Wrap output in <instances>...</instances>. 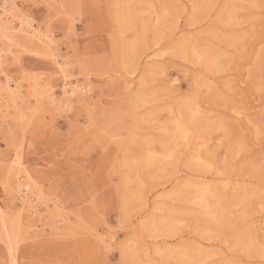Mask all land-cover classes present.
<instances>
[{
  "label": "rangeland",
  "instance_id": "rangeland-1",
  "mask_svg": "<svg viewBox=\"0 0 264 264\" xmlns=\"http://www.w3.org/2000/svg\"><path fill=\"white\" fill-rule=\"evenodd\" d=\"M4 6L0 264H264V0Z\"/></svg>",
  "mask_w": 264,
  "mask_h": 264
},
{
  "label": "bare ground",
  "instance_id": "bare-ground-1",
  "mask_svg": "<svg viewBox=\"0 0 264 264\" xmlns=\"http://www.w3.org/2000/svg\"><path fill=\"white\" fill-rule=\"evenodd\" d=\"M8 1V0H7ZM216 2V1H215ZM4 2H2V4H3ZM7 3H9V2H7ZM6 4V3H5ZM3 6V5H2ZM8 6V5H7ZM7 6L5 7L4 6V8H2L1 10H0V28L2 27V20L4 19V18H9L10 16H12L13 15V13H11L10 11H8V10H6V8H7ZM10 7V6H9ZM12 7H14V6H12ZM12 10V9H11ZM120 12V11H119ZM133 12V11H132ZM131 13V12H130ZM149 14L153 17V19H155L156 17L154 16V12L153 11H149ZM156 14V13H155ZM15 15H17V14H15ZM23 16V15H22ZM15 18H17V16L15 17ZM24 18H25V16H24ZM9 20H13V19H9ZM21 20V19H20ZM28 20V19H27ZM156 20H158L157 18H156ZM155 20V21H156ZM15 21V20H14ZM20 22H22V21H20ZM15 23V22H14ZM23 24H24V26L23 27H27L26 26V24L24 23V22H22ZM21 23V24H22ZM6 24V23H5ZM8 24H10V23H8ZM33 24V23H32ZM31 24V25H32ZM16 25V24H15ZM18 26H20V25H18ZM6 28H8V27H6ZM18 28V27H17ZM22 29H24V28H22ZM12 30H14V29H12ZM31 30V29H30ZM36 30V29H35ZM35 30H34V32H35ZM18 31H20V30H18ZM27 31V33H29L28 31H29V28H26V30H25V32ZM16 32V31H15ZM33 32V33H34ZM37 32V31H36ZM35 32V34H37ZM4 33V32H3ZM12 33H14V32H12ZM41 33V32H40ZM32 35V37H31V34H29L28 36H30L32 39L30 40V41H32V40H34L35 39V37H37L36 35ZM26 36V35H25ZM42 36L43 35H41V36H38V37H40L41 39H42ZM45 36H43V38H44ZM47 37V36H46ZM10 38V37H9ZM34 38V39H33ZM46 39V38H45ZM44 39V40H45ZM47 39L48 40H50L49 39V37H47ZM40 40V39H39ZM51 41V40H50ZM221 41V40H220ZM42 42H43V40H42ZM45 42V41H44ZM47 42V41H46ZM52 42V41H51ZM50 42V43H51ZM35 43V42H34ZM221 43V42H220ZM1 48V47H0ZM36 49V48H35ZM187 50V52H188V50H191L190 48H188V49H186ZM33 51V50H32ZM192 53H194V50L192 49ZM3 54V53H2ZM6 54H7V52H6ZM195 56H198L199 55V59L201 60V61H203V59H202V54L199 52V51H196L195 52V54H194ZM7 56V55H6ZM37 82H39V80L37 81ZM40 83L41 82H39V83H37V84H39V86H40ZM89 83V82H88ZM88 83H79V82H75V81H71V80H66L65 81V83H64V85L66 86V88L64 89V92H66L69 88H71L72 89V91H76V92H79V93H81V94H83V95H89V93L91 92V90H92V87H91V85L90 84H88ZM12 84V83H11ZM34 84V83H33ZM36 84V85H37ZM8 86L7 87H10L9 86V84H7ZM42 85V84H41ZM46 85V84H45ZM16 86V85H15ZM37 87H38V85H37ZM67 87H69V88H67ZM19 88V87H18ZM49 88V87H48ZM4 89H5V87H4ZM17 89V88H16ZM15 89V90H16ZM45 89V88H44ZM44 89H42V90H44ZM12 90V89H11ZM17 90H19V89H17ZM45 90H47V89H45ZM44 90V92L43 93H47V91H45ZM50 90V89H49ZM70 90V89H69ZM21 91V90H20ZM19 92V91H18ZM63 92V93H64ZM10 91H8V89L6 90V94H9L10 95ZM20 93V92H19ZM18 93V94H19ZM49 93V92H48ZM47 93V94H48ZM17 94V95H18ZM56 93L53 91V92H51V94H48V95H46V96H49L48 98H50L51 96H52V98H53V96L55 95ZM67 94V93H66ZM2 95V94H1ZM43 96H45L44 94H42ZM64 95H65V93H64ZM3 96V95H2ZM6 96V95H5ZM42 96V98H44ZM45 96V97H46ZM4 97V96H3ZM15 98V95L14 96H12L11 97V100H13L12 98ZM17 97V96H16ZM1 98V97H0ZM8 98V97H7ZM10 98V97H9ZM42 98H41V100H42ZM47 99V98H46ZM61 99V98H60ZM7 100V99H6ZM10 100V99H9ZM43 100H45V99H43ZM58 100V99H57ZM63 100V99H62ZM66 100V99H65ZM4 101H5V98H4ZM8 101V100H7ZM6 101V102H7ZM52 101V100H51ZM50 101V102H51ZM64 101V100H63ZM67 101V100H66ZM45 102V101H44ZM48 101H46V103H47ZM11 103V102H10ZM57 104L56 103V101H53V102H51L50 104L52 105V104ZM16 107H17V101H16ZM64 104V103H63ZM67 104V103H66ZM66 104H65V106H66ZM1 105V104H0ZM7 107H8V109H10L12 106L7 102ZM13 105V104H12ZM64 106V107H65ZM1 107V106H0ZM4 107V106H3ZM59 107V106H58ZM57 107V108H58ZM63 107V108H64ZM68 107V106H67ZM60 108V107H59ZM71 108V107H70ZM11 109H13V108H11ZM66 109V108H65ZM233 112V114L235 115V116H239V115H241V114H243L244 112L242 111V110H239V109H233L232 110ZM239 118V117H238ZM175 129L176 130H178V132L181 134V137L180 138H185V137H187L188 136V132L189 131H186L185 129H183V127H182V125L180 124V122H178L177 124H176V126H175ZM190 134V133H189ZM183 140V139H182ZM169 148V147H168ZM167 148V149H168ZM169 151H168V153H165V157H167V158H170V157H172L173 156V153H172V151L174 150L173 148H172V150L170 151V149H168ZM21 152V151H20ZM21 157V156H20ZM23 157V156H22ZM20 160V159H19ZM17 161V160H16ZM21 161V160H20ZM195 161H196V163L197 164H205L206 163V160H205V158L203 157V155H201L200 153H198L196 156H195ZM15 162V161H14ZM18 162V161H17ZM16 162V163H17ZM15 163V164H16ZM23 163V162H22ZM13 165V164H12ZM16 165H18V167H19V164H16ZM20 165H22V164H20ZM198 166V165H197ZM17 167V168H18ZM19 168H22V167H19ZM24 168H22V172L23 171H25V170H23ZM10 171H11V169H10ZM22 172L21 173H19V174H22ZM26 173L28 174V171L26 170ZM30 173V172H29ZM15 175L17 176L18 174H16L15 173ZM27 176V175H26ZM197 177V176H196ZM31 179V178H30ZM30 179H29V181H30ZM26 185H27V183H26ZM29 186V185H28ZM30 187V186H29ZM224 188H226L227 187V184H225L224 186H223ZM31 188V187H30ZM30 188H28L29 190H30ZM0 189H2V188H0ZM1 191V190H0ZM3 191V190H2ZM1 193V192H0ZM26 192H18L17 194H18V197H21V199L20 200H24V203H28L29 205V210H30V212L31 213H37L38 212V209H37V207H36V205H33V203H35V202H32V198H34V197H36V196H31V197H28L29 195H27V194H25ZM138 196V195H137ZM1 197V196H0ZM214 198H215V192L209 187V186H206V185H204V186H196L195 187V191H194V194H193V196L191 197V198H189V202L191 203V205H193L195 208H198V209H200L201 211H203V212H205V213H207V215H210L211 217L213 216V217H216V216H218V210H216L214 207H213V201H214ZM1 202V201H0ZM21 202V201H20ZM129 202V201H128ZM2 203V202H1ZM6 203V202H5ZM2 205H4V204H2ZM1 205V206H2ZM6 205V204H5ZM55 206H59V205H57V204H55ZM45 207H46V205H45ZM53 207V206H52ZM2 208V207H1ZM49 208H51L50 206H49ZM57 209V208H56ZM4 210V209H3ZM46 211H49L48 210V207H47V210ZM1 212V211H0ZM17 213L16 214H19V212L18 211H16ZM3 213V212H2ZM5 213V212H4ZM6 214V213H5ZM45 214V213H44ZM4 215V214H3ZM20 215H21V212H20ZM19 215V216H20ZM7 216V215H6ZM15 216V215H14ZM18 216V215H17ZM16 216V217H17ZM18 216V217H19ZM7 220V219H6ZM11 220V219H10ZM7 223H8V221H7ZM173 223V222H172ZM10 224V223H9ZM9 224H8V226H9ZM14 225V224H13ZM1 226V225H0ZM3 227V226H2ZM2 227H1V230H2ZM7 227V226H6ZM12 228V227H11ZM3 229H4V227H3ZM7 229V228H6ZM12 230V229H11ZM4 232H6V231H4ZM9 232H10V230H9ZM12 232V231H11ZM2 234H4L3 233V230H2ZM2 234H1V237H2ZM8 234H7V232H6V236H7ZM10 235V234H9ZM16 235V234H15ZM14 235V236H15ZM4 236V235H3ZM8 237V236H7ZM10 237V236H9ZM101 238V237H100ZM15 239V238H14ZM103 239V238H102ZM103 241V240H102ZM104 241H105V239H104ZM108 241V240H107ZM110 241V240H109ZM109 244V243H108ZM107 244V242H106V245H107V247H110L111 246V241H110V244L108 245ZM11 248H13V247H11ZM176 249V248H175ZM213 253V252H212ZM217 253V252H216ZM232 254V253H231ZM12 255V254H11ZM208 254H203V255H201V257H200V261H205V259H207L208 258ZM11 257V256H10ZM199 258V257H198ZM222 259V258H221ZM11 260V263H13L12 262V259H10ZM15 260H16V258H15ZM15 260H13V261H15ZM215 261V260H214ZM16 263V262H15ZM14 264V263H13Z\"/></svg>",
  "mask_w": 264,
  "mask_h": 264
}]
</instances>
